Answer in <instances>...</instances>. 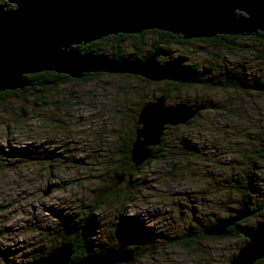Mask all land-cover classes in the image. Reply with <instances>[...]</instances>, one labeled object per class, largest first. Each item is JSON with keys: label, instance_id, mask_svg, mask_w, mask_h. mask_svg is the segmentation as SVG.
<instances>
[{"label": "rangeland", "instance_id": "rangeland-1", "mask_svg": "<svg viewBox=\"0 0 264 264\" xmlns=\"http://www.w3.org/2000/svg\"><path fill=\"white\" fill-rule=\"evenodd\" d=\"M237 37L232 44L188 40L165 46L159 63L181 58L200 70L212 65V78L238 67L249 78H264V49L249 37ZM158 38L146 35V50ZM123 52H135L130 41ZM165 89L102 74L89 81L60 82L46 92L8 96L0 103V153L5 152L0 160V264L33 262L61 241L54 232L60 218L86 224L90 215L97 222L93 249L126 242L144 253L132 264L230 263L246 243L203 240L198 230L239 209L236 182L253 162L262 185L254 200H264V160L255 158L264 147V95L170 88L168 104L185 100L210 108L203 107L190 125L167 128L161 157L118 182L113 168L127 165L122 152L138 128L135 115ZM183 141L188 142L184 149ZM39 154L50 164L28 159ZM106 187L116 197L96 209ZM242 225H264V215Z\"/></svg>", "mask_w": 264, "mask_h": 264}, {"label": "water", "instance_id": "water-1", "mask_svg": "<svg viewBox=\"0 0 264 264\" xmlns=\"http://www.w3.org/2000/svg\"><path fill=\"white\" fill-rule=\"evenodd\" d=\"M13 5L8 9L7 4ZM167 32L183 40L218 36L254 37L264 34V0H0V93L22 91L29 75L44 72L81 80L89 74L129 75L144 80L177 83L174 65H162L158 54L145 60H118L82 53L80 46L110 36ZM264 92V87L259 88ZM202 106L167 103L160 97L145 104L137 116L130 158L135 168L152 158L167 127L185 125ZM247 209L235 210L204 230L222 237L228 229L250 218ZM246 244L229 264H255L264 259V225L244 228ZM73 247L62 243L29 264H129L124 246L73 263Z\"/></svg>", "mask_w": 264, "mask_h": 264}, {"label": "trees", "instance_id": "trees-1", "mask_svg": "<svg viewBox=\"0 0 264 264\" xmlns=\"http://www.w3.org/2000/svg\"><path fill=\"white\" fill-rule=\"evenodd\" d=\"M8 8H13V5L7 4ZM155 34L159 38L156 42H153V44L150 45V48L146 50V35H152ZM224 39V42L227 44H232L233 40H235L238 37L235 36H218L214 39H197V41L200 42H217L219 39ZM249 39L254 40L258 42L262 49H264V34L259 33L257 36L249 37ZM127 41H130V47L135 51L133 54L127 55L125 52H123V49L125 48V44ZM188 40H183L180 36H175L167 32H161V31H148L143 32L139 35H123L119 34L116 36H110L108 38H104L100 41H96L87 45L80 46V50L82 53H94L97 56H104V47L107 43H111L109 45L110 48V54L109 58L118 59V60H145L147 57L153 54H158V62L160 60H163L164 58V47L165 46H171V45H183L187 44ZM129 47V45H128ZM229 50L235 51L234 48H230ZM109 51V50H108ZM161 64V63H160ZM162 65H174L179 69V73L181 74V80L177 83L173 82H158L153 83L147 80L142 79L141 77L136 76H128L129 78H135L140 80L143 83L151 84L153 86H164L166 87L165 90L162 91L161 96L168 99L170 98V88H173L175 90L184 91L194 88H202L204 90H233L243 93H249V92H255L260 95H264V92L260 91L259 88L264 87V78H257L247 77V74H245L243 71L239 70V68L234 69H224L220 73H216V77L212 78V75L214 74L213 67L210 65L208 68H205L203 70L198 69L195 65H193L190 62H186L179 59H175L167 64ZM99 76H102V74H89L86 75L85 78L81 79L84 81L93 80ZM27 82L29 83V86L26 87L22 91H13V92H3L0 93V103L5 102V99L8 96H16L21 97L25 93L29 91H33L34 93H41L46 92L47 90H54V88H57L60 82H77L80 80H74L69 78L65 75H57L55 73L50 72H44L39 73L35 75H29L25 78ZM63 80V81H61ZM153 102V99H149L146 102L143 103L142 107L145 104ZM179 103L190 105V102H187L185 100L180 101ZM195 106H202L206 108H210V104L208 103H201L197 104L196 102ZM142 109V108H141ZM137 115L134 117L135 126H137ZM196 118L194 117L192 120H190L186 125H190L192 122H194ZM172 128H168L167 132L171 130ZM166 132V134H167ZM165 134V135H166ZM165 135L162 137V144L158 147H155L152 149V158L148 161H146L142 166H147L154 160H158L161 157V151L163 148V144L165 142L163 141L165 138ZM135 136L130 141V143L125 147L123 150V157L127 161L126 167H121L118 169H114L115 171V180L122 181L125 177H134L136 176L137 172L140 168H135L133 163L131 162L130 153L132 144L134 142ZM188 142L183 141V149L186 147ZM181 149V148H180ZM181 149V151L183 150ZM5 152L0 153V160ZM163 153V151H162ZM255 154V153H254ZM258 154L255 158L256 160H264V147L260 152H256ZM22 155V154H21ZM56 155V154H55ZM27 156V155H26ZM39 157H28L30 161H39L38 164H50L48 157H43L41 154L38 155ZM58 156L52 157L53 162H58ZM23 162V161H22ZM24 163H29V160L24 161ZM256 163L253 162L252 166L248 168V171H246L245 175L241 176L237 180L238 188L237 191L241 195V200L239 202V209H247L252 213V216L250 218L245 219L242 222H239L235 226H232L228 229V234L222 237H208L204 235V230L207 228L203 227V229L198 230L199 236L203 240H219V239H239L243 240L245 243L247 242L246 239H244L241 236V231L245 228L242 224L245 222H248L251 219H254L258 216L264 215V200L257 201L254 200V194L261 192V183L259 182V179H257V168ZM130 184V183H129ZM137 185V184H136ZM139 185V184H138ZM260 188V189H259ZM116 197V191L110 189V187H106V189L101 190V194L99 197V200L95 204L96 209L101 208V205H104L107 200H110L112 198ZM232 216V214H231ZM230 216V217H231ZM88 220H86V224L84 222H79L78 219L72 218V217H62L60 218V224L58 225L59 230L54 231L55 235H59L61 237V241L59 243L53 244L52 247L48 250L47 253H40L36 255L33 258V261H36L40 258L45 257L49 253L56 250L60 244L67 243L71 244L73 247V256H72V262L76 263L79 262L81 259H83L86 256V253H90L91 255H99L106 251L117 249L118 246H124L126 251L131 253L133 256V261L129 264L134 263L135 261H138L141 259L142 256H144V253L139 252L137 249H134L132 247H129L126 242H121L120 244H116L112 247H105L100 250H94L92 247V240L94 236L96 235V229H97V222L92 220L91 215L88 216ZM93 225V227H91ZM210 226V225H209ZM243 228V229H242ZM50 230V229H49ZM128 230L131 232L132 230L128 228ZM48 234V231L46 235ZM49 236V235H48ZM145 252V251H144ZM235 254L234 256H236ZM232 256V257H234ZM255 264H264V259L256 262Z\"/></svg>", "mask_w": 264, "mask_h": 264}, {"label": "flooded vegetation", "instance_id": "flooded-vegetation-1", "mask_svg": "<svg viewBox=\"0 0 264 264\" xmlns=\"http://www.w3.org/2000/svg\"><path fill=\"white\" fill-rule=\"evenodd\" d=\"M8 9H9V8H8ZM11 9H12V8H11ZM224 40H225V38H224V39H221V38L219 39V41H224Z\"/></svg>", "mask_w": 264, "mask_h": 264}, {"label": "bare ground", "instance_id": "bare-ground-1", "mask_svg": "<svg viewBox=\"0 0 264 264\" xmlns=\"http://www.w3.org/2000/svg\"><path fill=\"white\" fill-rule=\"evenodd\" d=\"M174 127H178V126H173V127H171V128H174ZM167 128H170V127H167ZM243 229V228H242Z\"/></svg>", "mask_w": 264, "mask_h": 264}]
</instances>
